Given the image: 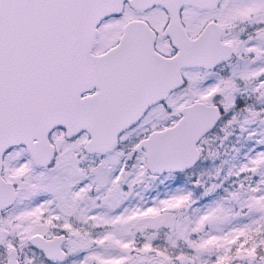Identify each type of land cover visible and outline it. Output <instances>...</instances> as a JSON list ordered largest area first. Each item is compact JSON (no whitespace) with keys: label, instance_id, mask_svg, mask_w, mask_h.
Returning a JSON list of instances; mask_svg holds the SVG:
<instances>
[{"label":"snow or ice","instance_id":"obj_1","mask_svg":"<svg viewBox=\"0 0 264 264\" xmlns=\"http://www.w3.org/2000/svg\"><path fill=\"white\" fill-rule=\"evenodd\" d=\"M0 264H264V0H0Z\"/></svg>","mask_w":264,"mask_h":264}]
</instances>
